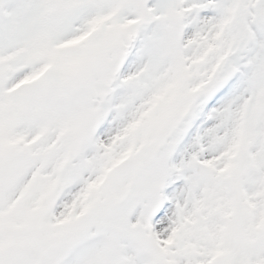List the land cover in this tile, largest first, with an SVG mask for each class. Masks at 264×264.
<instances>
[{"label":"snow or ice","instance_id":"6c2138e0","mask_svg":"<svg viewBox=\"0 0 264 264\" xmlns=\"http://www.w3.org/2000/svg\"><path fill=\"white\" fill-rule=\"evenodd\" d=\"M0 264H264V0H0Z\"/></svg>","mask_w":264,"mask_h":264}]
</instances>
